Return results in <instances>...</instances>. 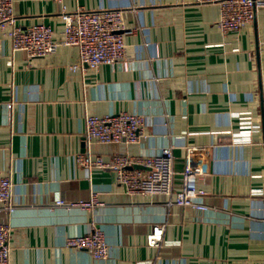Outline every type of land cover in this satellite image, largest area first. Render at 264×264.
Segmentation results:
<instances>
[{
	"label": "crops",
	"instance_id": "crops-1",
	"mask_svg": "<svg viewBox=\"0 0 264 264\" xmlns=\"http://www.w3.org/2000/svg\"><path fill=\"white\" fill-rule=\"evenodd\" d=\"M70 12L122 9L124 65H81L60 46L30 58L0 38V178L13 184L9 264H264V9L223 35L219 5L197 0H66ZM62 4L13 0L16 24L51 25ZM79 65L76 70L71 67ZM126 112L146 119L137 144H84L86 118ZM170 147L174 190L193 171L203 211L130 196L114 169L86 167L88 153L151 156ZM103 204L89 202L93 195ZM63 200L66 205L55 203ZM164 224L159 247L146 236ZM103 231L105 259L70 249L71 236Z\"/></svg>",
	"mask_w": 264,
	"mask_h": 264
},
{
	"label": "built area",
	"instance_id": "built-area-1",
	"mask_svg": "<svg viewBox=\"0 0 264 264\" xmlns=\"http://www.w3.org/2000/svg\"><path fill=\"white\" fill-rule=\"evenodd\" d=\"M62 4L61 17L64 30L61 41L54 40L51 25L36 23L25 29L16 24L13 14V0H0V38H8L16 51H24L28 57H44L55 53L60 46H73L79 50L81 65L97 69L100 65H124L128 61L125 44L124 11L122 9H101L87 11L78 9L70 12L66 0H48ZM202 3L219 5L217 26L223 35L237 33L252 23L257 9H264V0H197ZM79 65L71 68L76 70ZM146 119L142 115L120 112L105 116L90 115L86 118V131L83 142L114 144H137L145 139ZM77 161L86 167L114 169L117 181L130 196H149L166 198L168 205L192 207L203 211L206 206L197 203L196 198L203 196L197 189L196 174L182 172L181 190H174V154L170 147H164L158 154L141 157L129 154L112 155L104 160L97 155L91 158L88 153L78 155ZM142 166L143 169L134 168ZM13 184L6 177L0 178V213L13 210L11 202ZM66 205L63 200L55 203ZM103 204L94 194L89 202L69 203L67 206L89 207ZM11 226L0 221V264H9L11 255ZM165 231L164 224H154L146 236L149 247H159ZM70 249L87 251L96 259H105L109 246L103 231L95 228L92 232L75 235L66 239Z\"/></svg>",
	"mask_w": 264,
	"mask_h": 264
},
{
	"label": "water",
	"instance_id": "water-1",
	"mask_svg": "<svg viewBox=\"0 0 264 264\" xmlns=\"http://www.w3.org/2000/svg\"><path fill=\"white\" fill-rule=\"evenodd\" d=\"M134 168L143 169L142 166H134Z\"/></svg>",
	"mask_w": 264,
	"mask_h": 264
}]
</instances>
